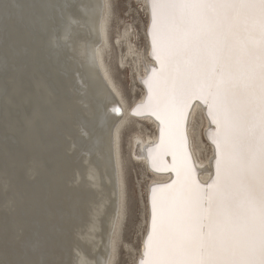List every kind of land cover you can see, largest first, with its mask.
<instances>
[{"label":"bare ground","instance_id":"obj_1","mask_svg":"<svg viewBox=\"0 0 264 264\" xmlns=\"http://www.w3.org/2000/svg\"><path fill=\"white\" fill-rule=\"evenodd\" d=\"M138 1L144 53L129 25L110 44V0H0V264H116L126 215L121 139L130 124L153 129L129 135L133 162L148 176L139 264L152 188L176 177L171 156L156 148L159 122L133 111L146 100L143 80L154 63L146 0ZM110 45L140 87L131 105L109 73ZM209 132L214 126L194 102L181 154L201 184L214 174Z\"/></svg>","mask_w":264,"mask_h":264},{"label":"snow or ice","instance_id":"obj_2","mask_svg":"<svg viewBox=\"0 0 264 264\" xmlns=\"http://www.w3.org/2000/svg\"><path fill=\"white\" fill-rule=\"evenodd\" d=\"M145 7L154 63L133 111L159 122L156 148L171 156L176 178L152 188L139 264H264V0ZM194 102L214 126L206 184L192 179L181 154Z\"/></svg>","mask_w":264,"mask_h":264},{"label":"rangeland","instance_id":"obj_3","mask_svg":"<svg viewBox=\"0 0 264 264\" xmlns=\"http://www.w3.org/2000/svg\"><path fill=\"white\" fill-rule=\"evenodd\" d=\"M135 1L136 0H110L111 23L109 21V29L111 32L108 30V34L111 38L109 35L108 37L111 44L118 32L122 30L124 26L129 25L134 32V38H132V41L136 49H140L139 51L144 53L146 50V43L143 29L146 24V15L142 11L141 1ZM109 51L110 52H107L106 54V63L107 65L109 64L108 67L112 68L111 70L108 68L109 73H111L110 75L113 79H116L115 83L126 105H131L134 99L140 96L141 92L137 79H134V73L131 72L130 63H126L127 65L125 64L126 66L124 65L123 67L118 63V53L112 45H110ZM135 128H137L138 131L140 130L143 132L145 135H149L153 132L152 127L144 128L143 126L137 127L134 126V124H130L122 133L121 160L126 186V215L122 226L121 236L118 241L116 264H134L135 258L138 254L142 232L145 227V193L148 176L142 166L133 162L131 156L129 135H131L130 130H134ZM202 130H204L203 123L199 127V132H202ZM207 152L208 149L206 148V151L204 150L203 152V156H206Z\"/></svg>","mask_w":264,"mask_h":264},{"label":"water","instance_id":"obj_4","mask_svg":"<svg viewBox=\"0 0 264 264\" xmlns=\"http://www.w3.org/2000/svg\"><path fill=\"white\" fill-rule=\"evenodd\" d=\"M117 116H119V115H117ZM171 181V180H170Z\"/></svg>","mask_w":264,"mask_h":264}]
</instances>
